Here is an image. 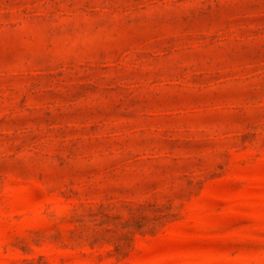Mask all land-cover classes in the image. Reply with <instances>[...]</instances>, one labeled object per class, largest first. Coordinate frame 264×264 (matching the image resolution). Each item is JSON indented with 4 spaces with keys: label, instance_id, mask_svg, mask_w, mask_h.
<instances>
[{
    "label": "rangeland",
    "instance_id": "obj_1",
    "mask_svg": "<svg viewBox=\"0 0 264 264\" xmlns=\"http://www.w3.org/2000/svg\"><path fill=\"white\" fill-rule=\"evenodd\" d=\"M0 264H264V0H0Z\"/></svg>",
    "mask_w": 264,
    "mask_h": 264
}]
</instances>
